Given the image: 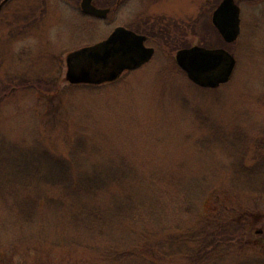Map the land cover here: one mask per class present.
I'll return each mask as SVG.
<instances>
[{"label": "rangeland", "instance_id": "374dc122", "mask_svg": "<svg viewBox=\"0 0 264 264\" xmlns=\"http://www.w3.org/2000/svg\"><path fill=\"white\" fill-rule=\"evenodd\" d=\"M215 1L120 0L104 21L81 13V0H11L0 12V96L13 92L1 100L0 138L27 144L43 140L63 155L70 153L73 167L83 172L93 167L101 172L123 158L127 166L114 171L135 175L128 185L135 200L147 199L142 216L149 218L154 210L166 227L188 224L195 234L210 235L230 251L224 255L214 245L208 249L210 259L193 261L187 249L173 254L165 247L149 256L155 264H255L254 258L264 255V196L249 193L246 184H230L233 175L241 178V169L258 165L257 157L264 153V0L237 2L241 33L228 43L237 61L229 82L198 87L176 62L183 46L222 47L224 39L212 23ZM32 12L35 24L18 20ZM164 19L172 21L169 29L181 47L157 48L148 63L115 82L67 86L65 81L52 92H42L47 84L35 91L15 90L23 77L49 82L55 76L53 65L56 71L61 64L65 80L67 54L105 39L116 26ZM185 191L197 194L195 199L183 202ZM109 195L104 191L88 203L107 204ZM3 196L0 264L27 258L32 252L24 253L34 245L29 264H107V256L97 250L42 244L35 225L9 212L4 198L12 201L15 195ZM131 226L136 227V220L128 219L125 231L120 226L117 233ZM92 241L105 243L107 237ZM188 245L191 249L195 243ZM131 264L145 263L134 258Z\"/></svg>", "mask_w": 264, "mask_h": 264}, {"label": "trees", "instance_id": "16d2710c", "mask_svg": "<svg viewBox=\"0 0 264 264\" xmlns=\"http://www.w3.org/2000/svg\"><path fill=\"white\" fill-rule=\"evenodd\" d=\"M2 1L0 0V5ZM10 1L8 0L1 10ZM99 1L106 6L120 5L117 4V0ZM220 1L216 0L212 7L218 6ZM239 1L236 0V2ZM18 16V20L24 21L23 24H35V12ZM157 22H154L152 26L145 22V26L141 24L133 27L137 32L145 33L148 42L156 49L170 47L174 43L176 48H180V45H176L175 37L172 36L173 32L170 31L168 25L156 27ZM205 44L207 47L210 46V44ZM220 45L227 47L226 49L229 48V44L223 40L220 41ZM54 69L55 65L51 68L52 74L55 76L48 80L49 82L42 79L38 80L39 77L33 79L23 77L17 81L15 90L33 89L35 91L44 84H47V88H41L42 92L56 90L65 80L61 77V64L58 70L55 71ZM66 85L78 86L82 84L66 83ZM198 87L201 86L198 85ZM12 94L13 92L9 95L0 96V105L3 98ZM31 143L27 144L26 141L7 142L0 138V196L15 195L12 201H7L6 197L4 198L9 207V212L19 213L31 225H35V231L38 234L36 238L42 240V244H48L52 248L62 250H97L95 252L107 256L105 259L107 264H131V260L134 258H138L140 262L145 264H148L149 261L150 264H155L156 262L149 256L155 255L157 251L159 252L165 247H170L173 254L187 249V256L193 261L205 259L207 255L210 259L212 252L208 249L214 245L218 246L220 250H225L224 255L229 254L227 253L229 247L227 249L220 247V243L215 242V239L210 235V238L203 235V232L195 234L194 229L186 227L188 224L178 225L173 230L170 226L168 228L162 224L159 214L154 210L149 218L142 216L141 209L144 207L143 204H146L144 202H147V199L135 200L133 188L128 185V179L132 173L114 171L127 166L123 158L118 163L102 167L101 172H98L96 167L83 172L81 169L73 167L72 161L74 160L72 157L70 158V153L63 155L64 153L61 154L43 140ZM261 154L257 157V160L261 161L258 165L241 169V178L236 175L231 177L230 184L233 187L236 184H246L250 188L249 193L264 196V153ZM73 158L77 157L73 155ZM47 171L52 172V174H46ZM16 182L19 185L13 186V183ZM46 185L49 186L48 189H44ZM31 187H33V191L29 189ZM112 187L115 189L112 190ZM104 191L110 192L109 203L104 205L88 203L89 199L102 195ZM185 192H187L186 196L182 193L183 202L186 200L187 202L193 201L197 195L190 194L188 191ZM150 200L149 198L148 204H151ZM252 208L249 207V210ZM187 211L192 213L194 210H191L190 207ZM38 218L42 219L37 220ZM255 218L252 219L255 220ZM128 219L136 220V227H129L126 233L120 231L117 233L120 226V229L125 231L122 226L126 224ZM237 221L242 223L239 218ZM205 229L206 227L204 232ZM172 230L175 232L172 233ZM85 234L88 236L86 237ZM96 237L101 239L107 237V242L97 244L92 241ZM189 242L195 243L191 249L188 245ZM10 246L15 245L10 244ZM35 250V245L28 247L24 255L29 252L34 253ZM201 252L203 253L199 255ZM31 254L27 258H18L17 262L8 261L7 264H29L27 259L31 258ZM253 263L264 264V255L254 258Z\"/></svg>", "mask_w": 264, "mask_h": 264}, {"label": "water", "instance_id": "95a60500", "mask_svg": "<svg viewBox=\"0 0 264 264\" xmlns=\"http://www.w3.org/2000/svg\"><path fill=\"white\" fill-rule=\"evenodd\" d=\"M1 9V6H0ZM84 13L106 18L108 8L92 0H82ZM212 23L225 42L234 43L241 33V7L236 0H222L212 13ZM146 36L117 26L104 40L74 50L66 56L65 80L71 84H102L117 80L127 70L147 63L154 47L145 44ZM176 61L188 78L204 88H217L232 78L236 58L224 47L193 45L176 52Z\"/></svg>", "mask_w": 264, "mask_h": 264}, {"label": "flooded vegetation", "instance_id": "af4514ba", "mask_svg": "<svg viewBox=\"0 0 264 264\" xmlns=\"http://www.w3.org/2000/svg\"><path fill=\"white\" fill-rule=\"evenodd\" d=\"M7 1H8V0H3V1L1 2V6L3 7V5H4ZM81 2H82V0H81ZM92 3H93L95 6L99 7V8H108V9H109V12H108V14H107V17H106V18H99V17L94 16V15L85 14V13H84V14H85V15H88V16H90V17L92 16V17H94L95 19H99L100 21H101V20H102V21L107 20L108 17H109V15H110V13L112 12V8H113V6H106V5H103L104 3H99V2H97V0H92ZM117 4H120V0H117ZM80 7H81V3H80ZM1 9H2V8H1ZM81 13H83V12H81ZM164 21H165V23H164V22H159L158 24H156V27L165 26L166 24H167L168 27H169V26L172 24V21H171V23H168V20H167V19H164ZM145 22L148 23L150 26H152V25L154 24V22H150L149 20H146ZM146 23H144V24H142V25L145 26ZM125 27H127V28H129V29L135 31L136 33H139V34H143V35H145V36H146L145 44H146L147 46L153 47L152 44H150V43L148 42V37H147V35H146L145 33L137 32L136 29H134L133 26H125ZM154 48H155V47H154ZM155 52H156V51H155Z\"/></svg>", "mask_w": 264, "mask_h": 264}]
</instances>
